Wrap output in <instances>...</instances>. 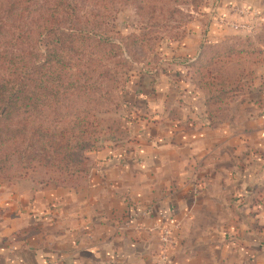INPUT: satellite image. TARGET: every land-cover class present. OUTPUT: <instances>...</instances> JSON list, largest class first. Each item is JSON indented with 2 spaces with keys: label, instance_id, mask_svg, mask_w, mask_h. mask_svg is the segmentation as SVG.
Masks as SVG:
<instances>
[{
  "label": "crops",
  "instance_id": "crops-1",
  "mask_svg": "<svg viewBox=\"0 0 264 264\" xmlns=\"http://www.w3.org/2000/svg\"><path fill=\"white\" fill-rule=\"evenodd\" d=\"M235 3L264 22V0ZM164 80L127 141L88 152L77 187L0 180V264H160L163 227L170 264H264V64L213 125L191 84Z\"/></svg>",
  "mask_w": 264,
  "mask_h": 264
},
{
  "label": "trees",
  "instance_id": "trees-1",
  "mask_svg": "<svg viewBox=\"0 0 264 264\" xmlns=\"http://www.w3.org/2000/svg\"><path fill=\"white\" fill-rule=\"evenodd\" d=\"M188 2L0 0V180L17 171L74 188L88 173L86 153L96 143L123 144L126 131L110 115L122 108L133 69L124 54L132 46L143 54L157 39L147 41L148 33L117 37L115 15L131 6L144 32L166 31L164 18L182 15L170 7ZM192 60L191 79L204 95L205 117L210 125L220 123L228 116L219 115V108L246 94L264 64V31L203 42ZM232 60L247 71L236 77L214 72Z\"/></svg>",
  "mask_w": 264,
  "mask_h": 264
},
{
  "label": "rangeland",
  "instance_id": "rangeland-1",
  "mask_svg": "<svg viewBox=\"0 0 264 264\" xmlns=\"http://www.w3.org/2000/svg\"><path fill=\"white\" fill-rule=\"evenodd\" d=\"M248 8L238 3L230 6L226 5V0H195L194 2L189 0L187 5L170 7V9L180 10L182 15H175L173 20L164 18L170 28L166 31L155 30V32L151 30L144 32L142 30V20L131 6L122 8L115 15L113 22L115 31L118 32L117 37L140 36L141 33H148L146 35V37L148 36L147 41L151 38L157 39L147 43L148 47L145 48L143 54L138 46L130 47L126 50L127 54H124V58L132 62L133 69L130 72L129 82L123 90L122 108L115 114L110 115V117L117 119L119 126L126 131L127 137L125 141L128 140L129 136L128 123L133 122L134 124L138 122V118L146 119L143 108L148 102L145 98L151 97V102H162V92L160 91L162 90V81L166 82L164 79H170L168 80L170 87H174L178 80H183L184 83L191 84L198 91L199 96L204 99L202 92L196 88V81L191 79L192 72L189 68V63L193 61L192 58L198 53L200 45L203 42L214 43L232 36L253 37L255 34L264 31V22H260L258 27H256L255 21L253 22L252 18L249 21L253 22V24H249L244 20L245 14L250 17ZM176 19L181 23L179 27L173 25ZM242 23L250 25V32L235 29V27ZM128 42L132 43L131 41ZM184 47H189V50L196 52L195 55L188 57V55L190 56L194 52L182 53L189 51L182 49ZM181 50L182 52L180 53L179 51ZM241 70L247 71L238 61L232 60L230 63L216 65L214 72L223 77H236ZM248 80L245 79L244 83L248 82ZM144 94H147V97L145 96L144 98ZM160 98L161 101L158 100ZM141 110V114L138 115ZM134 112L138 114L133 116L132 113ZM146 113L148 114V112ZM234 113L236 111L230 108L229 104L227 108L222 106L218 111L219 115L226 114L230 116L234 115ZM174 115L172 114V116ZM104 146L109 145L103 142L96 143L94 149L97 150ZM23 174V172L14 171L12 172V179L26 176H29L31 179H37L32 173ZM250 261L252 262L253 260Z\"/></svg>",
  "mask_w": 264,
  "mask_h": 264
},
{
  "label": "built area",
  "instance_id": "built-area-1",
  "mask_svg": "<svg viewBox=\"0 0 264 264\" xmlns=\"http://www.w3.org/2000/svg\"><path fill=\"white\" fill-rule=\"evenodd\" d=\"M235 29H240V31L250 32L251 27L248 24H240L235 27ZM177 245L172 230L168 227H163L159 230L158 237V247L156 255L160 264H170L169 251L174 249Z\"/></svg>",
  "mask_w": 264,
  "mask_h": 264
}]
</instances>
